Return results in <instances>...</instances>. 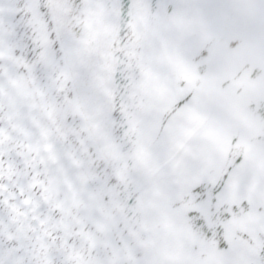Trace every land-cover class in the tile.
I'll return each mask as SVG.
<instances>
[{
	"label": "water",
	"instance_id": "water-1",
	"mask_svg": "<svg viewBox=\"0 0 264 264\" xmlns=\"http://www.w3.org/2000/svg\"><path fill=\"white\" fill-rule=\"evenodd\" d=\"M83 1L66 3L74 33ZM160 2L147 0L137 34L134 1L117 0L97 166L51 0H0V264H157L137 151Z\"/></svg>",
	"mask_w": 264,
	"mask_h": 264
},
{
	"label": "flooded vegetation",
	"instance_id": "flooded-vegetation-1",
	"mask_svg": "<svg viewBox=\"0 0 264 264\" xmlns=\"http://www.w3.org/2000/svg\"><path fill=\"white\" fill-rule=\"evenodd\" d=\"M157 17L137 172L156 263L264 264V0Z\"/></svg>",
	"mask_w": 264,
	"mask_h": 264
},
{
	"label": "rangeland",
	"instance_id": "rangeland-1",
	"mask_svg": "<svg viewBox=\"0 0 264 264\" xmlns=\"http://www.w3.org/2000/svg\"><path fill=\"white\" fill-rule=\"evenodd\" d=\"M134 1H135V11L137 12L138 17L141 16L143 18L146 0H134ZM105 2H106V0H84L83 1V10L86 9L85 11L88 13H87L86 18L84 17V14H83V17H82L83 18L82 19L83 25L80 27V29H79L80 31L78 33L79 34L83 33L82 34L83 37L87 36V38H89V39L84 40V51H85V53L88 54V50L90 48H92L93 53H94V57H93L94 61H92L91 67L93 68V63H94V65L96 64V68H98L97 77L95 74V68H93L94 71H93L92 75L94 77V79H93L94 85H93V89H91L93 91V93L88 98V100L90 99L91 102L95 101V99H94L95 93L99 94L100 90L102 91V93H104L103 89L105 90V93L107 94V96L105 97L106 102H105L104 108H103V110H99V112H98V114L100 115L101 118H99L97 116V114L95 115V113L92 112V110L95 111V109H92L90 107L89 101L87 100V105L89 106V107L87 106L88 111H89V115L95 116V118L98 121L97 123H101L104 126L106 139H107L108 138V130H109V126L106 122L108 112H109V104H108L107 98H108V93L110 92V86H111L110 76L112 74L113 67L111 65V62L106 58V55H107V51H108L107 48H108L109 42L111 40V37L114 33V29H115V25H116V21H117V13H116L117 7H116V5L114 6V2H113V4L111 6H109V8L107 10H104L103 5L105 4ZM85 6H86V8H85ZM54 11H55V9H54ZM85 24L89 25L88 30H86V31H84L82 29ZM69 25L73 31L72 22L70 19H69ZM110 26H111V29H110ZM60 31L61 30L58 28L59 38H60L62 47L65 50L67 63L69 64V67H71V70L73 72H75V70H77V68H78L77 67L78 66L77 65V59H76V57L78 55L77 51L79 52L80 50H78L79 49L78 48L75 52V50L72 49L71 45L74 46V44L76 42L77 45L79 46V44H78L79 42L75 40V38H77V37H75L72 39L71 42H69V44H66L68 42L63 40L64 30L61 32ZM79 37L80 36H78V38ZM72 42H74V43L72 44ZM85 46H86V48H85ZM70 47L72 49L71 52H69ZM87 71L88 70L86 68H84V74L86 77L88 75ZM108 81H109V83H108ZM108 84H109V86H108ZM99 88H100V90H99ZM101 88H103V89H101ZM86 120H87V118H86ZM87 125L89 126V130L93 134L94 140L97 143L98 147L101 149V151H103V155L105 156V158H109L108 157L109 156V150L107 149L108 145H107L106 140H105V142H99L96 135L94 134V131L92 129L90 121Z\"/></svg>",
	"mask_w": 264,
	"mask_h": 264
},
{
	"label": "bare ground",
	"instance_id": "bare-ground-1",
	"mask_svg": "<svg viewBox=\"0 0 264 264\" xmlns=\"http://www.w3.org/2000/svg\"><path fill=\"white\" fill-rule=\"evenodd\" d=\"M113 2H114V6H115L116 3H117V0H111V1L109 0V2L106 1L105 4L103 5L104 6V10H107L109 8V6H111L113 4ZM66 3H67V0H63L61 3H59V2L54 3V0H51V5L55 9L54 14H53V19L55 20V24L57 26V29L59 28L61 31L64 30L63 40L68 42L66 44H69V42H71L73 38L77 37V38H75V40L79 42L78 43L79 46L77 45V43L75 41L74 42H75L76 45L75 44H74V46L71 45L72 49L75 50V52H76V50L78 48H79L78 50H80L79 51L80 54L78 55L80 57V59L78 60V66H77L78 68H77V70H75V72L72 73L73 81H74V83L77 84V85H75V87H76L75 90L77 92V100H78V104H79L78 106H79L82 114L84 113L83 115L85 116L84 119H85L86 125L90 121V124L92 126L93 131H94V134L96 135V137L99 140V142H105V140L107 142L108 138L106 139L104 126L101 123H97L98 121L95 118V116L89 115V111H88V107L89 106L87 105V100L91 96V94L93 93V91L91 90V89H93V85H94V83H93L94 77L92 75L93 71H94L93 68H95L96 77L98 75L97 74L98 68H96V64L94 65V63H93V68L91 67L92 61H94V59H93L94 53H93L92 48H90L88 50V54L85 53V51H84V40L85 39H89V38H87V36L83 37V35H82L83 33L79 34L78 32L80 30H78L77 33H74L72 31V29L70 28L68 19L71 18V15H70L71 11H70V9H69V7L67 6ZM85 8H86V6H85ZM85 10L86 9H84L83 12H82V17H83V14H84V17L86 18L88 12H86ZM137 18H138L137 24H135V15L133 16V20L132 21H133V26H135V29L137 31L136 33L139 34L140 33L139 31H141L140 25L142 23L143 18L141 16L138 17V14H137ZM157 19H158V17H157ZM157 19H156V22H157ZM82 25L83 24H81V26ZM116 25H117V21H116ZM116 25H115V28H116ZM155 25H156V23H155ZM88 27H89V25L85 24L82 29L84 31H86V30H88ZM110 29H111V26H110ZM154 31H155V28H154ZM114 32H115V29H114ZM78 36H80V37L78 38ZM74 42H72V44ZM60 43H61V41H60ZM110 44L108 45V48H107L108 51H107L106 58L111 62L112 67H114V61L111 60L110 57H109ZM85 48H86V46H85ZM72 49L70 47L69 48V52H71ZM63 53L66 56L65 50H63ZM84 68H86L88 70L87 71V74H88L87 77L84 74ZM90 71H91V73H90ZM111 78H112V74L110 76V84H111ZM108 83H109V81H108ZM90 85H92V86L90 87ZM108 86H109V84H108ZM101 89H103V88H101ZM99 90H100V88H99ZM110 90H111V86H110ZM78 91H79V93H78ZM103 92L104 93H102V91L100 90L99 94L95 93V97H94L95 101H92L93 103L90 101V99L88 100L89 104H90V107L92 109H95V111H96L95 112L94 110H92V112L95 113V115L97 114V116L99 118H101V117L98 114V112H99V110H103L105 102H106V98L105 97L107 96V94L105 93L104 89H103ZM146 93H147V88H146ZM109 96H110V92L108 93V98H107L108 104H109ZM145 98H146V95H145ZM143 114H144V112H143ZM86 118H88V119L86 120ZM142 120H143V117H142ZM141 127H142V123H141ZM90 133H91V131H90ZM91 135H92V139H93V142H94V144L92 145L93 148H92L91 152H92L93 159L96 160V165L98 166V164L101 165V163H102V164H105L107 166V164L105 162H108L109 158H105V156L103 155V151H101V149L98 147L97 143L95 142L92 133H91ZM139 136H140V134H139ZM107 149L109 150V147H107ZM138 152H139V140H138V151H137V172H138ZM137 175H138V173H137ZM140 194H141V191H140ZM141 202H142V198H141ZM142 207H143V205H142Z\"/></svg>",
	"mask_w": 264,
	"mask_h": 264
}]
</instances>
